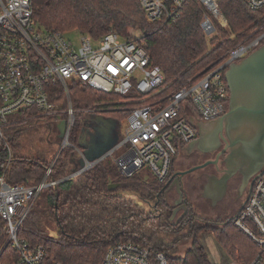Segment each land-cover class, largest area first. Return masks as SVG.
Segmentation results:
<instances>
[{
    "label": "built area",
    "instance_id": "2783aa9c",
    "mask_svg": "<svg viewBox=\"0 0 264 264\" xmlns=\"http://www.w3.org/2000/svg\"><path fill=\"white\" fill-rule=\"evenodd\" d=\"M191 1L203 11L200 26L208 43L220 29L229 27L219 0H139L150 23L175 19ZM245 1L251 10L264 9V0ZM34 15L33 0H0V138L19 121L49 118L65 123V132L40 184H11L7 179L10 162L0 167V264H62L51 262L48 249L32 245L21 230L42 192L61 182L49 177L60 153L71 146L69 138L79 112L71 99L74 85L122 97L134 106L125 112L126 129L117 145L62 181L112 159L125 178L150 175L166 183L180 151L195 140L196 123L217 120L227 112L229 67L264 45L263 25L228 51L219 65L166 92L164 73L153 64L142 34L123 39L109 33L98 40L81 34L79 44H74L67 34L42 28ZM57 88L62 90L65 108ZM107 106V102L97 103L83 112L93 119L104 116ZM18 116L23 117L17 120ZM234 226L257 248L248 264H264V173L234 218ZM100 264L171 263L167 253L154 245L118 243L108 248Z\"/></svg>",
    "mask_w": 264,
    "mask_h": 264
},
{
    "label": "trees",
    "instance_id": "16d2710c",
    "mask_svg": "<svg viewBox=\"0 0 264 264\" xmlns=\"http://www.w3.org/2000/svg\"><path fill=\"white\" fill-rule=\"evenodd\" d=\"M219 5L229 27L219 30L218 36L210 41L213 46L210 50L200 26L203 11L195 1L186 4L173 20L150 23L139 0H33L37 23L50 32L77 31L96 40L109 33L123 39L142 34L153 64L164 73L166 92L219 65L228 51L264 25V9L251 10L245 0H219ZM57 94L65 108L62 90L57 88ZM71 99L79 111L69 138L71 146L60 153L49 177L61 182L42 192L22 227L23 238L32 245H44L49 260L62 264H100L108 248L118 243L154 245L167 253L171 264H212L200 242V234L212 233L233 260L240 264L252 260L257 248L234 226V218L220 226L199 222L192 213L189 221L172 223L173 208L165 200L172 170L166 183L150 175L125 178L113 160L107 159L75 178L62 181L81 169L85 143L91 134L99 132V124L94 123L96 117L91 119L84 109L107 102L104 116L97 117L113 119L121 127L128 115L125 112L134 106L122 97L97 92L82 84L72 87ZM39 122L45 123L42 129L47 134L54 126L60 133V122L49 118L19 121L0 138V167L4 169L10 162L7 179L11 184H40L55 160L43 158L38 147L33 149L34 137L42 132L36 127ZM59 138L62 140L60 134ZM121 138L116 129L115 141L118 143ZM44 140L48 142L47 137ZM111 185L118 186L110 189ZM127 194L153 202V209L144 210ZM52 229L57 236H50ZM161 235L175 238L165 243ZM186 241H191L190 248L178 255L179 245Z\"/></svg>",
    "mask_w": 264,
    "mask_h": 264
},
{
    "label": "flooded vegetation",
    "instance_id": "af4514ba",
    "mask_svg": "<svg viewBox=\"0 0 264 264\" xmlns=\"http://www.w3.org/2000/svg\"><path fill=\"white\" fill-rule=\"evenodd\" d=\"M228 112L229 108L224 116L211 122L198 121L195 140L179 153V160L184 165L179 171L198 169L183 177V200L180 199L176 187L170 188L172 183L165 192L167 203H173L170 207L173 208L174 225L189 221L192 219V213L197 216L199 222L207 221L200 212L193 209L191 197L195 195L207 202L216 214V207L220 206L222 195L230 194L233 208L229 214L222 217L223 222L235 218L248 201L258 175V162L252 159L249 148L234 145L239 127L234 121L225 118ZM206 164L208 166L203 167ZM221 188H224L223 194ZM219 221L208 222L220 224Z\"/></svg>",
    "mask_w": 264,
    "mask_h": 264
},
{
    "label": "water",
    "instance_id": "95a60500",
    "mask_svg": "<svg viewBox=\"0 0 264 264\" xmlns=\"http://www.w3.org/2000/svg\"><path fill=\"white\" fill-rule=\"evenodd\" d=\"M226 81L230 91V105L225 118L234 121L239 127L234 145L249 148L252 159L258 162L256 181L264 173V45L239 63L232 64L226 73ZM94 123L99 124V132L91 134L90 140L85 143L84 158L80 160L82 168L86 162L100 159L117 145L114 139L115 130L120 128L117 121L96 117ZM59 129L62 138L65 123ZM197 169L173 173L167 187L172 183L170 188L176 187L180 199L183 200V177ZM117 186L111 185L109 188L114 189ZM223 193L224 188H221V194Z\"/></svg>",
    "mask_w": 264,
    "mask_h": 264
},
{
    "label": "rangeland",
    "instance_id": "374dc122",
    "mask_svg": "<svg viewBox=\"0 0 264 264\" xmlns=\"http://www.w3.org/2000/svg\"><path fill=\"white\" fill-rule=\"evenodd\" d=\"M136 35H141V34H136ZM80 37H81V33L77 31H73L67 34V38L70 39L74 44H79ZM209 49L210 50L213 49V46H211L210 42H209ZM44 125L45 123L39 122L36 125V127L37 129H42ZM125 129H126V122L124 121L122 122L121 127L117 130V132L123 135L125 133ZM56 134H58V137ZM59 134L60 133L59 131L57 132L55 126L53 129H51L49 134H47L46 129H42L40 135H38L37 133V135L34 137L36 139L34 140L35 146H33V149L34 147L35 148L38 147L41 153L40 155L47 160L55 159L59 153V149L61 147V142H62V140L59 138ZM44 137L45 138L47 137L48 142L51 141L52 144L45 142ZM225 194L226 193H224L222 195V198H220V201L222 202L220 206L216 207V214L213 213L215 211H212L210 209L207 202H204L200 198H197L196 195L194 197H191L192 198L191 201L194 203V207H193L194 211L200 212L202 216L205 217V219H207V221L213 222V220L215 221L220 220L219 222L221 223L216 225L222 226V224L227 222V221L223 222L224 219L222 217H224L226 214H229L233 208L232 196L230 194L229 195H225ZM127 197L132 201L136 202L144 210L151 211L153 209L154 206L153 202H151L150 204L134 194H127ZM172 204L173 203L170 202V205ZM49 234L50 236L53 237L57 236V232L54 229L50 230ZM160 237L161 240L165 243H170L173 240V238H175L174 235H161ZM200 242L207 249L212 264H234V263L240 264L236 260H233L230 257V255L218 244L216 238L212 233L200 234ZM190 246H191V241L182 242L179 245L178 255L180 254L183 255L186 252V250L190 248Z\"/></svg>",
    "mask_w": 264,
    "mask_h": 264
},
{
    "label": "crops",
    "instance_id": "0c3cea01",
    "mask_svg": "<svg viewBox=\"0 0 264 264\" xmlns=\"http://www.w3.org/2000/svg\"><path fill=\"white\" fill-rule=\"evenodd\" d=\"M186 148V147H185ZM185 148H183V150H185ZM179 156V155H178ZM176 157V159H175V162H174V164H173V169H172V171L173 172H175V171H179L180 169H182L183 168V163H181V161L179 160V157ZM83 157H84V155H83ZM81 159H83L82 158V156H81ZM210 198V197H209ZM207 199H208V197H207Z\"/></svg>",
    "mask_w": 264,
    "mask_h": 264
}]
</instances>
